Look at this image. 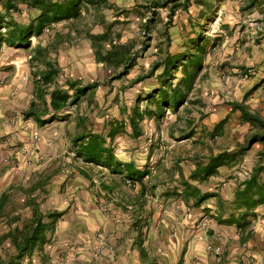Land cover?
Returning a JSON list of instances; mask_svg holds the SVG:
<instances>
[{"label":"crops","instance_id":"crops-1","mask_svg":"<svg viewBox=\"0 0 264 264\" xmlns=\"http://www.w3.org/2000/svg\"><path fill=\"white\" fill-rule=\"evenodd\" d=\"M19 8L7 16L21 25L38 14L24 4ZM59 23L31 35L26 45L0 44V264L16 254L6 234L30 224L34 211L60 215L42 216L45 227L40 240L19 264H241L239 247L246 241H239L234 224L218 223L214 216L224 218L234 211L233 188L249 175L261 143H252L233 166L221 165L207 180L192 181L201 192L216 194L199 205L182 199L178 176L186 178L200 158L232 150L245 140L250 125L238 111H231L229 101H241L247 94L244 103L264 118V28L259 43L252 44L251 58L240 56L246 49L240 41L228 42L223 57L229 60L228 67L222 69L226 73L221 71L220 79L208 72L199 94L190 98L197 100L196 118L190 117L194 122L187 128L193 133L184 137L190 147L172 156L166 144L161 147L152 133L147 134L151 117L140 121L142 133L132 137L129 109L121 104L120 91L109 92L111 98H119V114L98 111L91 98L94 90L76 104L58 111L49 108L55 85L66 79L82 84L70 71L61 74L65 48L71 61L99 63L89 40L80 39L81 32L75 44L69 38L56 39L68 31L59 29ZM48 66L57 73L44 83L41 75ZM221 120L218 133L211 137V129ZM107 122L118 127L112 139L115 157L131 162L133 174L146 171L140 181H121L120 175L74 156L72 140L87 133L106 135ZM254 212L264 215V205ZM207 244L219 245L221 254L207 253ZM252 258L255 264H264V251H252Z\"/></svg>","mask_w":264,"mask_h":264},{"label":"trees","instance_id":"trees-1","mask_svg":"<svg viewBox=\"0 0 264 264\" xmlns=\"http://www.w3.org/2000/svg\"><path fill=\"white\" fill-rule=\"evenodd\" d=\"M187 1L164 0L158 2L157 0H152L149 4H145L144 7L149 9L150 13H154L156 5L161 7L168 5L167 15L169 19L174 9L181 5L186 7ZM19 4H24L27 8L38 11L37 16L26 25H21L10 16H7L10 11H19ZM252 4L253 1H249L247 5L251 6ZM81 6L86 9L89 6L95 12L94 15L99 13L101 7H114L109 0H0V44L3 42L7 46L26 45L31 35H38L45 27L60 21H67L70 30L58 34L55 36L56 39L67 37L70 35V31H74V35H78L79 30L75 28L73 23L81 17ZM115 10L117 13L115 14L116 17L124 11L116 8ZM114 21L115 18L104 26L100 32H90V30L84 32V36L90 42L94 61L113 67V75L109 80L126 75L135 64V59L139 55L130 53V50L124 44L116 47L111 34V25ZM143 22L142 31L145 37L141 43V49L149 40L150 18L144 19ZM116 37H119L118 34H116ZM201 37L198 32L195 38L190 41L185 53H170L167 50L170 37L164 28L162 31L164 47L157 46L156 58L151 62L148 70L144 74L136 75L130 82V84H134L142 81L145 77L151 76L158 67L161 68L157 76L159 82L156 88L151 89L141 97H137L129 112L126 113L132 137H137L142 133L141 129H139V123L144 118L151 117L156 126H158V121L161 119L165 109L171 108L175 111L180 104L187 101L186 95L193 88L194 80L202 67L205 54L206 40ZM177 72H179V76H177ZM56 73L57 71L54 68L48 66L42 73L41 79L44 83L50 82ZM173 79L175 80L173 81ZM107 83H110V81ZM96 87V82L79 85L76 80L66 79L62 85L57 84L51 89L48 106L51 110L58 111L67 105L76 104L87 92L93 91ZM246 97L247 94H244L241 101L231 100L228 102L231 111H238L240 119L250 125V131L245 140L237 144L232 150H221L215 154H209L204 160L200 158L194 163L193 169L186 178L181 175L178 176L182 186L180 192L182 199L185 201L190 199L193 205H199L209 197H216V194L213 192H201L195 184H192V181L201 183L207 180L216 172L217 167L221 165L233 166L250 149L252 143L256 141L261 143L262 146L256 153V163L251 167L249 175L239 180L233 188L234 211L224 218L217 214L214 216L215 221L218 223L234 224L238 229L240 242H245L246 236L250 235L248 226L257 216L254 209L258 205H264V118L244 103ZM141 100L153 105V110L147 106L140 108L139 102ZM189 102L195 103L197 100L193 99L189 100ZM192 121L187 117L185 119L186 126L190 125ZM223 121L221 120L213 126L209 133L211 137L218 133ZM107 123L109 126L106 135L87 133L75 137L72 140L74 156L80 158L84 163L96 165L105 168L112 174L120 175L119 179L121 181H126V179L129 181H140L146 171L142 170L133 174L131 172V162H121L115 157L112 139L118 131V127L115 123L112 124L113 122ZM172 128L174 129L175 127L172 126ZM192 133L193 131L190 129L184 137L189 138ZM175 160L174 164L177 165L178 160ZM123 172H125V176L121 175ZM218 207L222 208L219 205ZM238 212H240V217ZM59 215L60 213L55 211L44 215L34 211L30 224L22 225L20 229L7 233L6 236L10 238L12 245L16 249V254L1 264H19L20 259L31 251L40 240L41 233L45 227L42 222V216L54 219Z\"/></svg>","mask_w":264,"mask_h":264},{"label":"rangeland","instance_id":"rangeland-1","mask_svg":"<svg viewBox=\"0 0 264 264\" xmlns=\"http://www.w3.org/2000/svg\"><path fill=\"white\" fill-rule=\"evenodd\" d=\"M151 1L109 0L114 7H101L97 15H94L95 12L89 6H87V9L81 6V17L73 23L75 28L81 32L80 39H82L85 37L84 32L86 30L100 32L104 26L115 18L114 23L111 25V34L116 47L124 44L128 47L130 53L139 54L135 59V64L126 75L109 80L113 75L112 66H105L101 63L88 66L83 61L76 63L70 60L66 48L63 50L66 56L65 64L62 66L64 70L60 72L63 74L70 71L71 76L78 78V81L82 84L92 79V82L97 83V87L91 93V98L97 102L95 107L99 108L98 111L107 109V113L119 114V98L114 96L111 98L112 93L109 94L110 91H120L122 96L121 104L126 105L130 110L137 97H141L151 89L156 88L159 82L157 76L161 70L160 67L154 70L151 76L145 77L142 81L134 84H130V82L136 75L144 74L148 70L151 62L156 58L157 46L164 47V42L162 41L164 28L170 37L167 47L170 53H185L190 41L199 32V35L202 36L201 38L206 40L205 54L202 67L194 80L193 88L186 95L187 101L180 104L175 111L171 108L165 109L161 119L158 121V126L150 118V130L147 132L148 135L152 133V137H154V140L159 141L161 147L166 144L168 149L165 150H170L173 152L172 156H176L184 153L190 147L188 140L184 138L190 130L187 129L189 125L186 126L185 119L192 116L195 120L197 104L191 103L189 100L194 92L199 94V90L203 87L204 79L208 77V72H213L221 79L220 72L223 68L228 67V63L225 62H229V60L225 61L223 59L225 54H228V42L240 41L241 46L246 48L240 52V56H243L244 59L252 57V44L259 43L263 35L261 33L264 28V0H188L186 7L181 5L175 8L169 19L167 15L168 5L166 7L156 5L154 13H150L149 9H145L144 5L149 4ZM157 1L161 2L164 0ZM249 1H253L251 6L247 5ZM115 8L123 9L124 11L116 17ZM146 18H150L149 40L141 49L140 46H142L141 43L145 37L142 31L143 21ZM60 22L57 25L59 29L66 28L70 30L67 21ZM70 32L71 34L67 38L65 37V40L69 38L71 44L79 42V37L72 35V31ZM116 34L119 37H116ZM105 46L107 47L106 44ZM85 68L89 69L85 70ZM244 71H246L247 75V68ZM222 72L226 73L225 70ZM177 76H179V72H177ZM67 77L69 76L67 75ZM108 81L110 83H107ZM139 106L140 108L147 106L151 110L154 108L153 105H149L144 100L139 102ZM191 109L193 111L190 113ZM198 121H195L196 124L193 127L197 125ZM172 126L175 128L173 129ZM248 230L250 235L246 236L245 245L243 244L239 247V255L242 257V260H240L241 264H255L256 260L252 258V251L263 250L264 215L258 214L251 221ZM257 260L259 259L257 258Z\"/></svg>","mask_w":264,"mask_h":264},{"label":"built area","instance_id":"built-area-1","mask_svg":"<svg viewBox=\"0 0 264 264\" xmlns=\"http://www.w3.org/2000/svg\"><path fill=\"white\" fill-rule=\"evenodd\" d=\"M33 138H36V135H33ZM165 212V210H164ZM205 251L209 254H211L214 257H217L221 254V247L219 245L211 246L209 244L205 245L204 247Z\"/></svg>","mask_w":264,"mask_h":264}]
</instances>
